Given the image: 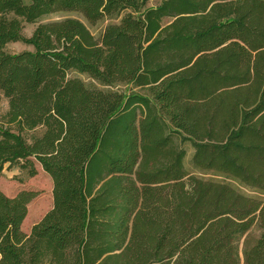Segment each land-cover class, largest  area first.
Masks as SVG:
<instances>
[{
	"label": "trees",
	"instance_id": "16d2710c",
	"mask_svg": "<svg viewBox=\"0 0 264 264\" xmlns=\"http://www.w3.org/2000/svg\"><path fill=\"white\" fill-rule=\"evenodd\" d=\"M149 1L0 0L3 118L18 128H0V174L34 158L53 181L29 233L37 192L0 189V264H264V0ZM55 12L121 19L96 37L80 17L39 22ZM24 21L39 22L29 37ZM18 40L32 49L8 51ZM175 131L225 180L188 173Z\"/></svg>",
	"mask_w": 264,
	"mask_h": 264
},
{
	"label": "rangeland",
	"instance_id": "374dc122",
	"mask_svg": "<svg viewBox=\"0 0 264 264\" xmlns=\"http://www.w3.org/2000/svg\"><path fill=\"white\" fill-rule=\"evenodd\" d=\"M161 1L162 0H150L147 3V7L156 6ZM68 16H76L83 19L80 15L76 13L55 12L44 16L39 22L63 19ZM120 19H121V15L113 16V17H104L93 25L88 24L84 19L83 20L86 22L92 33L96 37H99L107 25L111 23H118ZM39 22L32 23V22L24 21L22 25L21 35L24 37H29ZM31 49L32 46L25 43L22 40L12 41L7 45V50L10 52H20L23 50H31ZM78 75L89 86H95L102 89L117 90L126 93L130 91H135L140 94L149 95L146 89L135 87L132 83L122 82V83H115L112 85H104L100 83L98 80L91 78L87 74H78ZM7 110H8V99L6 98L4 93L0 90V128L2 129L7 128L13 131H18V128L15 125H7L4 122L3 117ZM166 122L168 124L167 131L170 130L173 131L167 119ZM41 132H42V128L40 127L33 131H23L22 134L28 141H31V137L33 135H39L41 134ZM172 134L174 137L175 146L178 149L181 148L186 151L185 167L188 173L195 174L197 176H201L206 179L225 180L224 176L218 173L202 172L198 168H196L192 161V157L195 151L193 141L185 137L184 134L181 132L175 131L172 132ZM22 162H23L22 160H19V162L4 163L2 172L0 174V189L9 196H15L23 190H32L37 192V195L34 198H32V200L28 204L27 216L22 223V229L26 233H29L32 226L35 223H37L45 215V213L53 206V194H52L53 181L50 175L44 171L41 164L36 159L31 158L25 164H22ZM233 183L243 191L250 193V191L244 186L236 182ZM250 235L256 238L258 235V230L254 228ZM246 237L247 234H240L236 238L237 248L241 260H243V250H244Z\"/></svg>",
	"mask_w": 264,
	"mask_h": 264
}]
</instances>
